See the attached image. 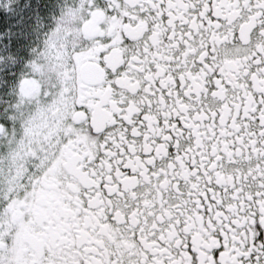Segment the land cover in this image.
I'll return each instance as SVG.
<instances>
[{
	"label": "snow or ice",
	"instance_id": "obj_1",
	"mask_svg": "<svg viewBox=\"0 0 264 264\" xmlns=\"http://www.w3.org/2000/svg\"><path fill=\"white\" fill-rule=\"evenodd\" d=\"M0 264H264V0H0Z\"/></svg>",
	"mask_w": 264,
	"mask_h": 264
}]
</instances>
